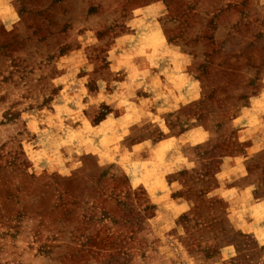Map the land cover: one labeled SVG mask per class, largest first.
<instances>
[{
  "label": "rangeland",
  "instance_id": "1",
  "mask_svg": "<svg viewBox=\"0 0 264 264\" xmlns=\"http://www.w3.org/2000/svg\"><path fill=\"white\" fill-rule=\"evenodd\" d=\"M260 97L264 0H0V264H264Z\"/></svg>",
  "mask_w": 264,
  "mask_h": 264
},
{
  "label": "crops",
  "instance_id": "2",
  "mask_svg": "<svg viewBox=\"0 0 264 264\" xmlns=\"http://www.w3.org/2000/svg\"><path fill=\"white\" fill-rule=\"evenodd\" d=\"M160 47H161V43H159L157 45V47L154 44L153 45H148V46L141 45V46H136L135 47L136 50H137V54H136V57L134 58V60H135V64L137 66L138 72L140 73L138 75V79H136L137 82H136L135 86L137 88H139V86H141L143 84H148L151 81L155 80V76H156L155 74H150L149 76H147V75L145 76L144 73H147V70H145V69L150 68V65L153 62L152 61V57H151V52H154V48H158L159 49ZM172 86L173 85L166 84V89L169 87L172 90V92H173L175 90V88H172ZM168 92L169 91H167V93L164 92L166 94V96L169 95ZM177 96H181V92H179L177 95H175V97H177ZM252 102L253 103H252L251 107L248 108V111L246 113L243 112L242 116H240L238 119H236V122L238 121L240 123L242 120L244 122L243 118H246L247 123L246 124H242L240 126H245V127L250 126V123H248V120L249 121L253 120V119H255L256 116L260 117V114H264V97H260V98H258L256 100L252 101ZM256 106H258V107H256ZM136 110H139V108L136 107ZM127 115H128L127 113H124L118 119H114V118L112 120L106 119V120H104L103 125L104 124H112V125L116 126V124L120 120H123L124 116H127ZM135 122L136 121H132L131 123H135ZM239 123H235V124H239ZM108 131H117V127L110 128ZM167 142H168L167 139L160 140L155 145V148H158L159 146H161L162 144H166Z\"/></svg>",
  "mask_w": 264,
  "mask_h": 264
}]
</instances>
